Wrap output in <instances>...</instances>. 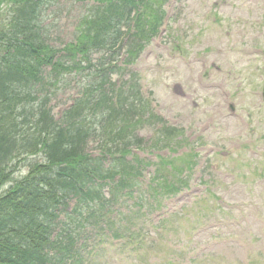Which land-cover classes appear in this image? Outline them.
I'll return each instance as SVG.
<instances>
[{"label": "rangeland", "instance_id": "374dc122", "mask_svg": "<svg viewBox=\"0 0 264 264\" xmlns=\"http://www.w3.org/2000/svg\"><path fill=\"white\" fill-rule=\"evenodd\" d=\"M53 3L41 6V24L49 32L45 40L61 46L77 34L87 6L77 0ZM151 4L170 15L168 27L162 44L150 43L125 78L134 91L145 86L142 94L156 102L154 112L174 127L161 136L162 144L172 147L169 155L182 161L187 158L192 165L194 155L188 154L195 152L198 162L203 159V167L192 172L193 164L190 171L185 170L189 189L177 199L168 198L174 186L183 185L181 173L171 176L166 188L139 187L138 202L124 204L118 214L124 224L121 237H130L132 229L137 230L135 236L122 243L108 231L98 248L87 245L80 264H264V101H258L254 92H261L263 85L257 70L264 72V0H158ZM6 17L7 13L0 24ZM125 53L121 50L120 56ZM212 63L221 69L220 74ZM198 79L205 90L193 83L199 85ZM236 80H242L241 87H234ZM212 84V89L207 88ZM217 84L224 86L217 88ZM193 87L199 92L200 98H194L197 106L188 100ZM222 87L233 94L227 100ZM75 92L65 90L54 97L57 115ZM230 104L237 115L230 113ZM153 127L145 123L140 135L153 137ZM195 137L198 140L193 141ZM94 149L95 143H89L88 150ZM158 150L160 155L168 151ZM139 154L141 160L150 158L147 149ZM176 164L181 166L178 160ZM26 170L22 167L19 176ZM162 172L156 171L152 178L163 181Z\"/></svg>", "mask_w": 264, "mask_h": 264}, {"label": "trees", "instance_id": "16d2710c", "mask_svg": "<svg viewBox=\"0 0 264 264\" xmlns=\"http://www.w3.org/2000/svg\"><path fill=\"white\" fill-rule=\"evenodd\" d=\"M44 1L0 0V20L7 13L0 24V187L12 182L0 194V264H58L55 257H48L46 248L66 252L75 241L66 230H61L54 242L49 239L52 220L58 209L66 206L68 193L79 194L84 202L67 221L71 218L84 226L86 221L91 224L90 219L101 217L96 213L100 209L88 207L101 183L119 174L122 188L128 185L124 175L132 178L136 174L135 165L127 162L124 154L135 138L131 122L137 110L131 109L133 115H127L124 109L140 98L133 92L132 99L124 98L123 89L108 88L111 83L105 70L109 64L101 59L92 65L81 98L57 120L47 106L48 97L40 90L37 72L42 66L55 65L77 70V57L87 60L92 52L102 51L103 57L121 42L120 29L131 21L137 28L132 39L144 36L142 25L147 21L154 26L159 19L156 8L147 5V0H98L81 21L75 39L60 51L41 40L39 4ZM139 7L145 8V13L142 19L133 20L132 13ZM58 52L66 56V65L60 59L52 62ZM117 96L114 106L110 97ZM93 136L100 152L111 155L108 166L97 156L94 167L86 154L84 149ZM32 156L40 160L30 164L23 178L11 180L16 167ZM87 207L93 211L88 219L83 217Z\"/></svg>", "mask_w": 264, "mask_h": 264}]
</instances>
